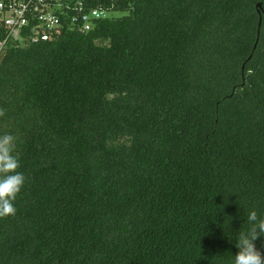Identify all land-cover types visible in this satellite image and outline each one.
<instances>
[{
    "label": "trees",
    "instance_id": "1",
    "mask_svg": "<svg viewBox=\"0 0 264 264\" xmlns=\"http://www.w3.org/2000/svg\"><path fill=\"white\" fill-rule=\"evenodd\" d=\"M83 2L110 16L0 56L26 177L0 264H234L264 216V0Z\"/></svg>",
    "mask_w": 264,
    "mask_h": 264
},
{
    "label": "built area",
    "instance_id": "2",
    "mask_svg": "<svg viewBox=\"0 0 264 264\" xmlns=\"http://www.w3.org/2000/svg\"><path fill=\"white\" fill-rule=\"evenodd\" d=\"M83 1L0 0V56L9 39L23 45L48 42L61 31L64 19L71 29L87 33L110 16L101 8H87Z\"/></svg>",
    "mask_w": 264,
    "mask_h": 264
},
{
    "label": "clouds",
    "instance_id": "3",
    "mask_svg": "<svg viewBox=\"0 0 264 264\" xmlns=\"http://www.w3.org/2000/svg\"><path fill=\"white\" fill-rule=\"evenodd\" d=\"M16 151V137L12 134L0 135V217L16 214L15 200L21 192L26 177L18 171L20 161ZM250 228L236 236L234 264H264V247L258 248L257 240L264 244V216L250 211L247 216Z\"/></svg>",
    "mask_w": 264,
    "mask_h": 264
},
{
    "label": "water",
    "instance_id": "4",
    "mask_svg": "<svg viewBox=\"0 0 264 264\" xmlns=\"http://www.w3.org/2000/svg\"><path fill=\"white\" fill-rule=\"evenodd\" d=\"M257 8H260V5H257ZM261 18H259V26H260Z\"/></svg>",
    "mask_w": 264,
    "mask_h": 264
}]
</instances>
